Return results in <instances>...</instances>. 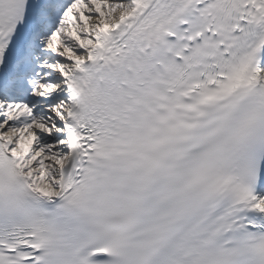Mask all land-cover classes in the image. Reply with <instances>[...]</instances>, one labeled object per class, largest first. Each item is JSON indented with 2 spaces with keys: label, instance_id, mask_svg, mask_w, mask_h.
Masks as SVG:
<instances>
[{
  "label": "snow or ice",
  "instance_id": "6c2138e0",
  "mask_svg": "<svg viewBox=\"0 0 264 264\" xmlns=\"http://www.w3.org/2000/svg\"><path fill=\"white\" fill-rule=\"evenodd\" d=\"M0 264H264V0H0Z\"/></svg>",
  "mask_w": 264,
  "mask_h": 264
}]
</instances>
